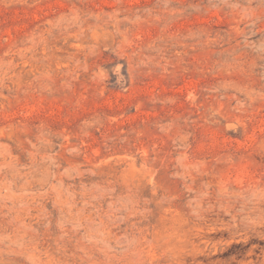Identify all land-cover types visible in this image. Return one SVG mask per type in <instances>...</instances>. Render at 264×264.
<instances>
[{
  "label": "rangeland",
  "instance_id": "374dc122",
  "mask_svg": "<svg viewBox=\"0 0 264 264\" xmlns=\"http://www.w3.org/2000/svg\"><path fill=\"white\" fill-rule=\"evenodd\" d=\"M0 264H264V0H0Z\"/></svg>",
  "mask_w": 264,
  "mask_h": 264
}]
</instances>
